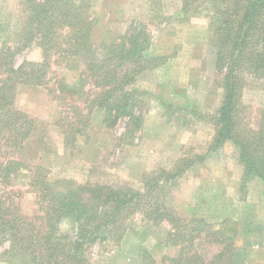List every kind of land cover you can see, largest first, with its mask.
I'll list each match as a JSON object with an SVG mask.
<instances>
[{
	"label": "rangeland",
	"instance_id": "374dc122",
	"mask_svg": "<svg viewBox=\"0 0 264 264\" xmlns=\"http://www.w3.org/2000/svg\"><path fill=\"white\" fill-rule=\"evenodd\" d=\"M78 2L84 4L83 17L95 19V44L117 42L140 26L150 36L146 54L166 55L168 60L145 70L130 87L138 100L131 118L117 116L113 107L91 104L98 88L85 57L54 53L45 84H22L16 90L15 105L36 118L31 137L39 141L25 150L0 145V195L7 192L27 215H41L30 184L36 164L43 165L41 172L57 189L92 182L144 191L148 178L165 183L173 176L163 188L166 205L182 216L220 224L234 235L229 263L264 264V178L246 172L232 141L212 148L213 121L224 96L217 63L223 49L217 35L222 21L215 19V11L229 10L232 2L189 0L187 8L186 0ZM24 17L19 0H0V39L18 32ZM42 59V48L30 42L16 63L36 66ZM245 79L241 112L245 122L257 128L264 109V76ZM15 159L23 164L5 175V167ZM127 222L119 244L112 238L84 239L89 264H142L147 253L155 264H169L166 257L177 256L179 246L169 239L168 222L155 225L139 211ZM93 225L65 218L59 227L77 236ZM9 247L10 241L0 235V264H21L7 254ZM208 247L213 249L203 243L199 251L205 253Z\"/></svg>",
	"mask_w": 264,
	"mask_h": 264
},
{
	"label": "trees",
	"instance_id": "16d2710c",
	"mask_svg": "<svg viewBox=\"0 0 264 264\" xmlns=\"http://www.w3.org/2000/svg\"><path fill=\"white\" fill-rule=\"evenodd\" d=\"M19 1L26 20L14 35L0 39V145L25 150L35 145L33 141H39L32 139V132L37 129L36 118L15 105L16 90L22 84H45L54 53L86 58L87 71L98 88L92 105L113 107L117 116L127 114L135 118L138 100L130 87L145 70L168 60L166 55L146 54L150 43L148 32L135 26L117 42L95 44L92 40L95 19L88 14L83 17L84 4L78 0ZM215 1L219 4L231 1L232 7L215 11V19L222 21L217 35L223 49L218 51L217 63L223 73L224 96L213 121L216 129L212 148L232 141L246 172L264 178V109L257 128L246 123L241 112L245 78L264 76V0ZM188 5L186 0L185 8ZM30 42L42 48V61L36 66L27 61L18 65L17 55ZM22 164V160H10L5 175L15 169L12 166ZM32 168L35 175L30 184L37 192L41 215H27L7 192L0 195V235L10 241L7 254L21 264H89L90 258L82 249L84 239L95 242L112 238L119 244L128 229L127 221L138 211L155 225L162 221L170 225L169 239L180 250L177 256L166 257L169 264H231L228 256L235 247L234 235L226 233L220 224L182 216L165 204L163 188L173 176H168L165 183L148 178L144 191L92 182L57 189L41 172L43 165ZM65 218L79 224L86 219V224L94 225L86 228V234L82 229L79 236H73L60 231L59 225ZM203 243L213 249L208 247L202 253L199 248ZM214 249L219 250L209 256ZM142 264H155V259L147 253Z\"/></svg>",
	"mask_w": 264,
	"mask_h": 264
},
{
	"label": "crops",
	"instance_id": "0c3cea01",
	"mask_svg": "<svg viewBox=\"0 0 264 264\" xmlns=\"http://www.w3.org/2000/svg\"><path fill=\"white\" fill-rule=\"evenodd\" d=\"M195 217V216H194ZM197 217V216H196ZM214 223V222H213ZM177 248H178V246H176ZM179 250H180V248H179ZM177 254H178V252H177Z\"/></svg>",
	"mask_w": 264,
	"mask_h": 264
}]
</instances>
